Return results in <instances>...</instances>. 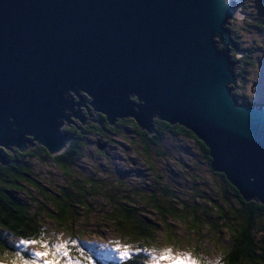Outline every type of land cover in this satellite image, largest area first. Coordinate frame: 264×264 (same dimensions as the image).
I'll list each match as a JSON object with an SVG mask.
<instances>
[{"label":"water","instance_id":"1","mask_svg":"<svg viewBox=\"0 0 264 264\" xmlns=\"http://www.w3.org/2000/svg\"><path fill=\"white\" fill-rule=\"evenodd\" d=\"M239 9L234 0H0V146L38 141L55 155L71 139L64 120L86 125L96 113L111 125L135 118L149 135L155 118L179 122L210 148L214 171L264 203V107L232 93L243 51L224 24L244 18Z\"/></svg>","mask_w":264,"mask_h":264},{"label":"trees","instance_id":"2","mask_svg":"<svg viewBox=\"0 0 264 264\" xmlns=\"http://www.w3.org/2000/svg\"><path fill=\"white\" fill-rule=\"evenodd\" d=\"M239 21L243 26L240 29L244 31L264 32V4L262 11L252 4L248 6L245 17ZM228 23L230 22L228 21ZM227 27L233 40L244 51L242 56H239L238 62L236 50L230 51V59L237 62L234 67L236 83L235 88H232V93L238 104L264 107V101L250 97L245 87L250 80L249 75L252 74L258 63V54L255 50L256 45L259 44L255 41H252L248 46L243 44V32L233 25L228 24ZM237 76L242 83V91L237 88ZM132 98L139 103L136 97ZM92 118L94 120L86 125L79 123L78 125L62 127L66 133L72 136V139L63 151L55 155H52L48 148L39 142H36L35 146H31L25 151H20L15 146L12 150L0 147L5 160L8 161L5 165L0 162V228L3 230V234L13 238H21V241H29L27 244L30 245L35 244L40 248L42 247L43 251L41 253H48L42 256V261H49V259H53L51 253L54 248L52 246L56 243H54V239L48 238L44 228L40 226L42 215L47 214L54 222H57L62 231H67L60 232V236L82 233L81 229L75 228L77 226L69 225L78 222V219L82 217L81 213L86 204L88 206L93 204L92 201L88 202L87 200L89 194L103 187V191L100 192L106 194L111 200L109 204L110 212H107L105 221L115 227L117 232L118 239L113 243L121 242L125 246L132 245L134 248L137 246V248L128 250L126 257L117 260L115 256H107L105 251L101 249H98L94 256L92 248L85 250L87 246L82 244L78 246L75 243L76 240H71L74 243L69 241L68 248H66L68 250L67 256L60 257L57 261L58 264L68 262V256L77 258L79 264H149L147 263L149 262V254L146 252L151 253V249L149 247L146 249V246L148 244L161 246L164 243L163 240H158L155 236L159 230L155 218L151 220L146 217L144 211L140 209V206L132 197L133 194H129V190L125 192L123 187L114 186L112 183L104 185V179L100 177L89 176L84 178L78 176L76 178L73 176L84 155L89 154L91 151L90 140L96 138V136L107 137L108 135L120 133L129 137L128 135L135 134V137L140 140L142 154L154 161L156 156L164 158L169 154L170 145L173 144L171 141L179 137L189 138L195 142L197 152L213 170L210 148L203 140L196 137L191 129L179 124V122L171 124L169 121L155 118V132L149 135L145 129L138 125L135 118L119 119L115 125L109 124L107 116L103 113H96ZM126 128L131 132L127 131ZM34 158L44 161L52 160L54 165L67 175L68 183L66 182L58 187L56 191L42 187L30 163ZM212 173L218 178L215 180L216 192L213 200L206 199L207 195L197 190L196 184L192 186L191 193L188 195L189 201H192V203H189V201L182 202V199H179L172 192L174 189L170 191L167 186L160 184L159 193L145 194L144 199L146 202H143V204L147 207V203L153 202L150 205L154 207L147 209L154 211L160 218V223L172 236V244L182 245L185 242L180 238H174L176 236L172 232L170 224L167 223L168 219L184 222L187 227L191 228L190 230L194 232V241H192L193 237L189 236V238L185 237L186 243L194 247L196 251H200V253H196L193 264H207L206 259L208 257V252H205L202 248L205 239L200 242L197 236L202 237L201 235L206 231L207 235L219 237L220 232L223 230L229 233V240L225 244L218 243L217 246L221 245L223 248L221 249L220 258L213 264H264V203L257 202L255 199L246 201L244 196L240 194V190L231 183L223 172L213 170ZM157 175L160 177V174L157 173ZM113 178L116 184L119 185L118 176ZM155 181L157 182V180ZM36 186L46 191L45 195L52 207L47 208L46 206L49 205L46 201L35 200L31 196L29 189ZM22 193L26 194L28 198H21L20 194ZM202 201L205 202V205ZM105 202L107 203V201ZM33 204H36V207ZM215 214L218 217L213 220L212 217ZM214 225H217L220 229L212 234L210 231H212ZM3 234H0V260H5L8 263L13 261L11 257L5 256L8 251L13 252L15 258L17 252L22 258H25L24 261L18 260L20 262L18 264H27L28 260V264L33 260L37 261V264L42 263L39 258L30 256L21 249L14 252L15 246L10 242V238ZM126 235L129 236V240H125L128 239ZM57 239L55 238L56 242H59ZM41 242H47L49 247H43ZM96 247L94 246V248ZM2 264L7 263L2 262ZM67 264L74 263L68 262Z\"/></svg>","mask_w":264,"mask_h":264},{"label":"rangeland","instance_id":"3","mask_svg":"<svg viewBox=\"0 0 264 264\" xmlns=\"http://www.w3.org/2000/svg\"><path fill=\"white\" fill-rule=\"evenodd\" d=\"M234 2L235 5L237 4L238 7L240 6L241 9H239V12L243 13L244 17L246 14V8L251 4L257 7L258 10H263L264 1L261 0H240L239 3L234 0ZM239 20V18H230L228 19L230 22L229 25H233L234 27L240 29L243 26H241V21ZM240 31L243 32V44L248 46L252 41H255L259 44L256 45L255 50L258 54V63L255 69L252 71V74L249 75L250 80L248 81V85L246 84L245 87L247 88L250 97L264 101V32H251L248 30L244 31L242 29H240ZM237 81V88L238 90L242 91V83L238 76ZM67 122L68 121L64 120L63 123L66 125ZM129 142L131 145L124 140L123 135L120 133L108 135L107 137L96 136V138L91 139V151L89 154L84 155L81 164L78 165V169H75V174L73 176L76 178H78V176L84 178L89 176L100 177L104 179V185H110L112 183L114 186L123 187V191L125 192L129 190V194L134 195H132V197L140 206V209L144 211L146 217L151 220H154L153 218H155L156 224L159 226L158 233L155 234V236L158 240H163L164 243L161 246H153L152 244H148L146 246V249H148V247L151 249V253H149V251L146 252L149 254V262L147 263L193 264V261L197 255L196 253H200V251H196L194 247L189 246L186 243L187 240L185 237H193L192 241H194V232H192L190 230L191 228L187 227L184 222L168 219L167 223L170 224V228L173 230L172 232L176 236L174 238H180L185 242L182 245L172 244V236L160 223V218L154 211H149L147 209L154 207L150 205L153 202L147 203V207H145L143 204V202H146L144 199L146 197L145 194H158L160 191L159 185L162 184V186H167L170 191L174 189L172 192H174L177 197H179V199H182V202L189 201L188 195L191 193L190 189L192 186L197 184V190L205 193L207 195L206 199L213 200L216 192L215 180L218 179L217 176L212 173L213 170L197 152L195 142L192 139L179 137L171 141L173 144L170 145L171 148L169 149V154L164 158H159L156 156L154 161H151L142 154V146L141 143H139L140 140L138 138ZM30 163L34 168L36 178L42 187L56 191L58 187H61L66 182L68 183L67 175L58 169L52 160L44 161L42 159L38 160L34 158L30 161ZM153 166H155V169ZM157 173L160 174V177H158ZM115 176H118L119 178V185L116 184V181H114L113 177ZM155 180H157V182ZM102 188L103 187L89 194L87 200L88 202L92 201L93 204L90 206L86 204L85 209L82 210L81 213L82 217L78 219V222L73 223V225H69L77 226L75 228L81 229L82 233H77L75 235L72 234L71 236H60V232L67 231H62L57 222H54V220H52L47 214L42 215V222L40 226L44 228L45 234L48 235V238L54 239V243L56 244H65L66 248H68L70 243L69 241L76 240L75 243H77L78 246L80 244L87 246L85 250L92 248L94 251V256L96 255L98 249H101L105 251L107 256H115L117 260H121V251L125 247L128 250H134L137 248V246L134 248L132 245L125 246L121 242L113 243L118 239L116 228L110 224H107L109 223L108 221H105L107 212H110L109 204L111 200H109L106 194L104 195V193L100 192L103 191ZM29 190L31 196L34 197L35 200L46 201V203L49 205L46 207H52L48 202V199L45 195L46 191H44L43 188L36 186L30 187ZM140 194L143 195L141 196ZM20 197L28 198L24 193L20 194ZM122 198L124 199V197ZM105 201H107V203ZM139 201H141V203H139ZM189 203H192V201H189ZM202 203L205 205L204 201H202ZM164 205L166 204L164 203ZM33 206L36 207V204H33ZM143 214L142 216L145 217ZM217 217L218 216L215 214L212 219L215 220ZM205 229H207V227H205ZM218 229H220V227L214 225L212 227V231L210 232L215 234L218 232ZM0 234H3V230L1 228ZM207 234L208 233L204 231L201 235L202 237H197L198 241L200 242L205 239L202 248L205 252H208L206 261L207 264H213L220 258L221 249L223 248L221 245L217 246L218 243H227L229 240V233L223 230L220 232L219 237L210 236ZM126 236L128 239L125 240H129V236ZM8 237L10 238V242L15 246L14 252L21 249L27 252L30 256H35V253L43 251L41 249L42 247L40 248V246H36L35 244L30 245L21 243L20 238H13L12 236ZM55 238H58L57 240H59V242H56ZM122 239H124V237H122ZM117 244L120 245V248L122 247L121 251H117ZM94 246L97 247L94 248ZM165 250H169L170 256L174 257L175 259L161 258V255ZM12 253L7 251L5 254L6 257H11L13 259L11 263L6 262L5 260H0V264H2V262L7 264L20 263ZM39 259L42 262L41 264H53V259H49V261H42V257H39ZM67 259H69L68 262L79 264L77 263V261H79L77 258L68 256ZM24 260L25 258L21 259V261ZM33 261L29 262V264H33ZM58 263L59 262H56V264ZM35 264H37V261H35Z\"/></svg>","mask_w":264,"mask_h":264},{"label":"snow or ice","instance_id":"4","mask_svg":"<svg viewBox=\"0 0 264 264\" xmlns=\"http://www.w3.org/2000/svg\"><path fill=\"white\" fill-rule=\"evenodd\" d=\"M21 243L23 244H27L29 243V241H21ZM42 246L45 248H48L49 245L47 244V242H41ZM74 243V242H73ZM54 248V251L51 253L52 257H53V264H56V262L58 261V259L60 257H66L67 256V249H66V245L65 244H55L52 246ZM116 249L117 251H121L120 245L117 244L116 245ZM48 253H41V252H37L35 253L36 257H42L44 255H46ZM128 255V249L125 247L122 251H121V259H123L124 257H126ZM161 258H170V259H175L174 257H171L169 254V250H165L162 255ZM16 259L20 260L22 259V257L20 256L19 252L16 253ZM33 264H35V261H33Z\"/></svg>","mask_w":264,"mask_h":264},{"label":"clouds","instance_id":"5","mask_svg":"<svg viewBox=\"0 0 264 264\" xmlns=\"http://www.w3.org/2000/svg\"><path fill=\"white\" fill-rule=\"evenodd\" d=\"M234 4H235V2H234ZM236 6L238 7V5L236 4ZM239 12V11H238ZM236 18V17H235ZM228 19H230V18H227V20H226V22H225V24H224V27L226 28V29H228ZM228 31H229V29H228ZM229 34H230V31H229ZM230 37H231V34H230ZM232 38V37H231ZM216 40H218V42H216V44L217 45H220L222 48H223V46H222V42H221V40L220 39H218V37H216ZM232 40H233V38H232ZM234 41V40H233ZM235 42V41H234ZM219 43V44H218ZM236 43V42H235ZM237 44V43H236ZM239 47V46H238ZM240 48V47H239ZM231 50H235V49H233V48H231L230 46H229V49H228V54H229V58H230V51ZM240 51H243L242 50V48H240ZM237 53V52H236ZM243 53H244V51H243ZM242 53V54H243ZM241 54V55H242ZM231 60V59H230ZM232 61V60H231ZM232 62H234V61H232ZM233 72H235L234 71V69H233ZM234 77H235V73H234ZM238 82V81H237ZM233 92V91H232ZM86 111V110H85ZM86 113H87V111H86ZM61 131L64 133V130H63V128L61 127ZM133 135H135V134H133ZM36 142H38V141H35V143ZM40 143V142H39ZM32 145H29V143H27V148H29V147H31ZM1 147V146H0ZM16 147V146H15ZM1 148H3V147H1ZM7 148V147H6ZM9 148H11V150L14 148V146H9ZM8 148V149H9ZM2 153V152H1ZM79 238H80V236H79ZM20 240H21V238H20Z\"/></svg>","mask_w":264,"mask_h":264},{"label":"flooded vegetation","instance_id":"6","mask_svg":"<svg viewBox=\"0 0 264 264\" xmlns=\"http://www.w3.org/2000/svg\"><path fill=\"white\" fill-rule=\"evenodd\" d=\"M70 116H71L70 118L74 119V116H73V115H70ZM93 120H94L93 118H89L88 123H89V122H92ZM65 121H68V120H65ZM75 121H76L75 123H71V122L68 121V122L66 123V125H65V123H64L62 127L64 128V126H67V127H68V126H71V125H78L79 123H81L80 120H77V119H76ZM88 123H87V124H88ZM126 130L129 131V132H131V131H130L129 129H127V128H126ZM64 133H66V132L64 131ZM122 135H123L124 140H125L126 142H128L130 145H131V143H130L129 141L136 139V137H135L136 135H133V134H132V135H128L129 137H127L125 134H122ZM70 136H71V135H70ZM71 139H72V136H71ZM71 139H70V141H71ZM70 141H69V143H70ZM90 142H91V140H90ZM2 154H3V153H2Z\"/></svg>","mask_w":264,"mask_h":264},{"label":"bare ground","instance_id":"7","mask_svg":"<svg viewBox=\"0 0 264 264\" xmlns=\"http://www.w3.org/2000/svg\"><path fill=\"white\" fill-rule=\"evenodd\" d=\"M236 1V0H235Z\"/></svg>","mask_w":264,"mask_h":264}]
</instances>
